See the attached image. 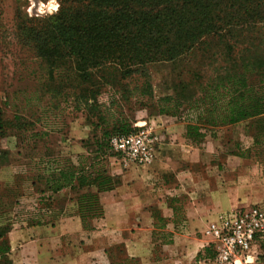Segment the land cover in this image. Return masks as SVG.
<instances>
[{
	"label": "rangeland",
	"instance_id": "rangeland-1",
	"mask_svg": "<svg viewBox=\"0 0 264 264\" xmlns=\"http://www.w3.org/2000/svg\"><path fill=\"white\" fill-rule=\"evenodd\" d=\"M64 1L0 0V227L2 228L12 227L22 221L24 223L35 221L36 218L44 215H49L51 220L60 222L59 219L75 214L73 209L75 204L77 205L76 197L79 191L67 188L51 193L44 189L40 180L31 178L36 173L35 161L45 156L67 157L76 164L77 156L85 153L84 142L91 138L95 130L90 124L94 117L87 118V111L82 106L78 109L74 107L73 96L77 92L74 80L66 81L57 94L49 90L52 80L46 75L43 61L30 46L20 42L17 34V22L26 21L29 26L46 28V23L59 14L65 4ZM253 1L259 3L262 0H247L245 6L248 7ZM158 5L161 6V0H158ZM254 7L255 5L252 8ZM131 10L135 9L131 8ZM230 12L233 13L234 9H230ZM217 13L221 12L208 11L203 22L212 19L217 21ZM213 36L210 38L208 49H201L198 45L197 48L178 58V60L186 58L195 65L206 57L207 63L201 69L203 80H206L211 73L212 64L224 65L250 53L256 54V57L264 56V24L261 22L245 26L228 35L222 32ZM227 43L232 46L231 51L227 50ZM147 67L153 96L142 98L137 93H131L129 99L122 102L121 109L116 110H122L129 120L131 128L128 129L127 134L145 130L157 137L155 157L147 165L133 166L123 162L118 153L111 151V155L107 157V169L113 175L122 176V187L118 192L123 196V202L109 205L105 210L102 204L98 203V208L95 210L98 214L86 215L81 219L83 227L87 230L100 231L102 238L99 245L109 255L112 254V258L119 259L118 262L123 264L126 263L125 241L133 231V224H126L127 218L124 215L119 216V213L127 209L135 213L141 208L138 204L139 200L133 201L132 198L127 200L126 196L129 193L140 195L146 183L151 185V191L157 198L175 197L183 206L187 205L189 199H197L198 203L207 204V207H219L224 203L223 195L227 199L237 197L239 179L240 184L245 186L243 201L235 203L231 208L256 205L264 211V199H261L259 189V185L264 183L260 181L264 177V161L256 159L249 151L252 146L251 134H257L256 137L260 141L264 140V135L259 133L257 127L258 119L252 118L232 125L202 128L207 135L204 144L197 145L187 138H180L177 132L181 123L194 121L195 117L181 114L165 115L157 110L161 92L167 87L165 80L171 79L170 70L173 66L170 63L167 66L154 63L148 64ZM132 86L134 85H130ZM106 100L105 95L100 97V101ZM261 129L263 127L260 125ZM175 134L178 137H175ZM206 141L209 144H206ZM207 145L214 149L212 155H205L203 152V148L205 149ZM239 159L242 169L240 178L236 177L235 170L222 174L216 171L207 172L205 178L197 173L199 164H217L221 170L224 167L222 163L235 160L232 162L235 164L240 161ZM260 169L263 172L261 174H259ZM255 176L258 177L257 183L254 180ZM199 180L201 182H198ZM226 182L228 183L225 184ZM192 187L197 188L193 189L194 194H197L190 197ZM255 194H258L261 200H251L250 197ZM222 210L224 209L216 212ZM12 213L14 217L10 215ZM76 213L79 214L78 208ZM212 218H205L201 226H195L194 230L189 232L186 224L183 223L185 218L181 216L178 218V226L174 232L170 231L171 234L165 241L162 234L161 237L155 236L150 239L155 245L161 244V264H196L198 260L202 264H220L215 258L212 244L203 234L204 228ZM133 223L136 227L142 226L136 220ZM197 237L201 240H197ZM165 243H173V245L164 247ZM110 244L113 245L110 247ZM197 249L204 252L199 259L195 256ZM157 250L155 248L153 252L156 253ZM143 251L146 253V250ZM156 257H159L158 254L154 258ZM175 257L178 258L176 261L173 260ZM235 264H264V242L253 248L245 260L237 259Z\"/></svg>",
	"mask_w": 264,
	"mask_h": 264
},
{
	"label": "trees",
	"instance_id": "trees-1",
	"mask_svg": "<svg viewBox=\"0 0 264 264\" xmlns=\"http://www.w3.org/2000/svg\"><path fill=\"white\" fill-rule=\"evenodd\" d=\"M100 1L65 0L46 28L17 22L20 42L30 46L45 65L52 80L49 90L57 94L66 81L74 80V107L82 106L87 118H95L90 122L95 130L84 142L85 153L77 156L76 164L67 157L45 156L35 161L36 173L31 178L40 180L51 193L67 188L79 191L76 200L81 219L95 216L98 194L120 183L107 169V157L116 153L109 140L126 133L131 125L123 111L116 109H121L131 93L153 96L148 64H172L171 79L165 80L167 87L157 110L195 117L185 123V137L193 144L204 141L202 128L252 118L258 119L259 133L264 135V56L250 53L217 66L209 60L211 73L206 80L201 77L206 57L196 66L186 58L178 60L198 45L208 49L213 35L264 24V0L248 7L247 0H161V6L158 0ZM210 10L221 12L216 14L218 20L203 22ZM231 48L227 43V50ZM104 95L107 100L102 102ZM256 135L251 134L249 151L264 161V140ZM7 229L0 227V239ZM5 251L7 244L0 240V253Z\"/></svg>",
	"mask_w": 264,
	"mask_h": 264
},
{
	"label": "crops",
	"instance_id": "crops-1",
	"mask_svg": "<svg viewBox=\"0 0 264 264\" xmlns=\"http://www.w3.org/2000/svg\"><path fill=\"white\" fill-rule=\"evenodd\" d=\"M185 131V123H181L180 130L177 132L180 138H186ZM175 137H178L177 134H175ZM205 139H207V135H205L202 144L205 143ZM206 144H209L208 141H206ZM213 150L214 149L209 147V145H207L205 149L203 148L205 155H212ZM233 161L235 160H228L226 163H222L221 165L224 167H222L221 170L217 164H199L197 173L199 176L205 178L207 172L216 171L222 174L235 170L237 171L236 177L240 178L242 169L239 163H241V160L235 164L232 163ZM261 173H263L262 169H260L259 174ZM176 177L178 179V175ZM119 178L120 183L114 189L98 194L99 201L104 210L109 205L123 202V196L118 192L119 188L122 187V176H119ZM257 179L258 177L255 176L254 180L256 181ZM260 181H264V177L261 178ZM198 182H201V180ZM227 183L228 182L225 184ZM237 184V197L227 199V197L223 195L222 198L224 203L222 206H209L210 208L206 206L207 204L203 205L202 203H198L197 199H189L187 205L183 206L179 203V199L177 198H157L151 191V185L147 183L144 184V191L141 192L140 195L136 193L127 194L126 199L129 200L132 198L133 201L134 199L139 200L138 204L141 208L135 213L128 209L125 212L122 211L119 213V216L124 215L127 218L126 224H133V231L129 233L125 241V264H161V244L155 245L154 242H150V239L155 236L161 237L162 234L165 241L169 234H171L170 231L174 232V229L178 226V218L181 216L183 219L185 218L183 223L186 224V229H188V231L194 230L195 226L202 225V221H204L205 218H214L216 213H219L216 211L220 209L225 210L228 207L231 209L235 203H242V195H244L245 186L240 184L239 179L237 180ZM90 188L91 191L96 190L94 186ZM193 189L196 190L197 188L192 187V189H190L192 191V196L190 194V197L197 194H194L195 190ZM259 189L261 192V199H264V183L259 185ZM141 195L142 197L140 198ZM250 199L257 201L261 200L258 194L250 197ZM72 201H74V198ZM176 204L180 206L176 208ZM74 207L73 212L75 214L59 219V221L61 220L60 222L51 220V216L49 215H44L36 218L35 221L30 220L27 223L22 221L20 224L9 227L4 236L0 239L5 240L7 244V251L0 253V264H123L118 262L119 259L115 257L112 258V254L109 255V253L105 252L99 245L100 239L102 238L99 230H87L83 227L80 215H76L77 205L75 204ZM179 213H181V215H179ZM134 220L142 224V226L140 227V225H137L136 227V225H134L135 223H133ZM175 234L176 233H174V236ZM197 240L201 239L197 237ZM157 242H159V240ZM112 245L113 244H110V247ZM168 245L172 246L173 243L163 244L164 247ZM155 248L158 249L156 253L153 252ZM175 249L178 250V248ZM143 250H146V253ZM198 253H200V256L196 259H199L204 252L197 249L195 251V256H197ZM156 254H158L159 257L154 258ZM177 259L178 258L175 257L173 260L176 261ZM206 259H208V257ZM197 262L196 264H202L199 260Z\"/></svg>",
	"mask_w": 264,
	"mask_h": 264
},
{
	"label": "built area",
	"instance_id": "built-area-1",
	"mask_svg": "<svg viewBox=\"0 0 264 264\" xmlns=\"http://www.w3.org/2000/svg\"><path fill=\"white\" fill-rule=\"evenodd\" d=\"M156 139L148 131L141 130L112 136L109 143L123 162L144 166L155 157ZM10 215L14 217V213ZM203 234L212 244L220 264H235L237 259L245 260L253 248L264 242V211L256 205L220 211L208 222Z\"/></svg>",
	"mask_w": 264,
	"mask_h": 264
}]
</instances>
